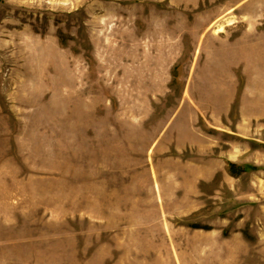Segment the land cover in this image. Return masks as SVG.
<instances>
[{
    "label": "rangeland",
    "instance_id": "obj_1",
    "mask_svg": "<svg viewBox=\"0 0 264 264\" xmlns=\"http://www.w3.org/2000/svg\"><path fill=\"white\" fill-rule=\"evenodd\" d=\"M261 36L264 0H0V264H264Z\"/></svg>",
    "mask_w": 264,
    "mask_h": 264
},
{
    "label": "crops",
    "instance_id": "obj_2",
    "mask_svg": "<svg viewBox=\"0 0 264 264\" xmlns=\"http://www.w3.org/2000/svg\"><path fill=\"white\" fill-rule=\"evenodd\" d=\"M262 37V36H261ZM260 38V37H258ZM264 37L243 48L239 62L244 64L247 84L243 90L242 114L246 119L264 118ZM262 43V44H261ZM263 49V50H262ZM249 96V97H248Z\"/></svg>",
    "mask_w": 264,
    "mask_h": 264
}]
</instances>
